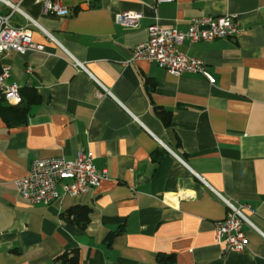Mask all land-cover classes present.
<instances>
[{
	"label": "crops",
	"instance_id": "crops-1",
	"mask_svg": "<svg viewBox=\"0 0 264 264\" xmlns=\"http://www.w3.org/2000/svg\"><path fill=\"white\" fill-rule=\"evenodd\" d=\"M61 4L69 16L45 15L39 1L24 0L23 12L54 40L32 27L43 50L0 59L9 83L39 97L22 126L0 116V264H60L72 251L78 264H156L159 253L173 254V264H264V0ZM121 13L140 14L137 26L116 23ZM220 15L239 22L236 38L179 46L205 63L213 83L132 60L156 21L184 31L192 18ZM79 152H91L106 172L98 187L50 204L18 194L15 182L33 160ZM219 196L246 206L254 226L243 225L241 252L216 241L214 224L227 213ZM74 206L91 209L84 228L62 217Z\"/></svg>",
	"mask_w": 264,
	"mask_h": 264
},
{
	"label": "built area",
	"instance_id": "built-area-1",
	"mask_svg": "<svg viewBox=\"0 0 264 264\" xmlns=\"http://www.w3.org/2000/svg\"><path fill=\"white\" fill-rule=\"evenodd\" d=\"M24 0H0V59L10 52L25 54L41 52L43 45L32 40L31 28L37 27L49 39L54 38L40 27L21 9ZM42 5V13L57 17L69 16V8L63 7L62 0H37ZM175 0H155L156 4L170 3ZM23 19L20 26L12 22L13 16ZM141 15L138 13H121L115 16V22L127 27H136ZM241 32L239 22L230 15L203 16L192 18L186 30L168 28L158 21L148 27L147 40L135 46L132 60H144L156 64L165 72L180 76L198 74L213 83V77L207 71L202 60L189 57L179 50L184 41L211 42L217 39H234ZM70 63L77 69L86 71L84 65L70 56ZM27 73L32 69L28 67ZM10 67L1 66L0 98L10 105L21 101L20 88L9 83ZM158 142L170 150L161 140ZM106 178V172L98 170L93 164L91 152H79L74 159L64 157L37 158L29 166L26 176L15 182L18 194L31 203L50 204L62 195L80 196L99 186ZM224 202L227 213L224 219L215 222V238L223 244L226 252H241L247 244L243 225L254 227L243 213L246 206H237L219 196ZM257 230V229H256ZM264 238V233L257 230Z\"/></svg>",
	"mask_w": 264,
	"mask_h": 264
},
{
	"label": "trees",
	"instance_id": "trees-1",
	"mask_svg": "<svg viewBox=\"0 0 264 264\" xmlns=\"http://www.w3.org/2000/svg\"><path fill=\"white\" fill-rule=\"evenodd\" d=\"M1 70V65H0ZM21 101L16 105L8 104L4 99L0 98V116L9 127H19L25 124V115L28 107L39 101V97L35 92L29 91L22 93L20 90ZM157 115L164 122L165 126L170 125L171 115L166 111H157ZM91 209L85 206H74L62 213V217L66 220L76 222L81 228H84L89 220ZM60 264H78V253L72 251L63 253L59 258ZM173 254L159 253L156 257V264H173Z\"/></svg>",
	"mask_w": 264,
	"mask_h": 264
}]
</instances>
